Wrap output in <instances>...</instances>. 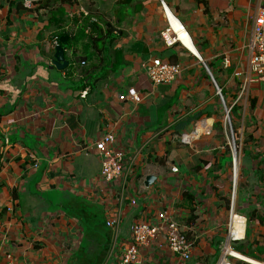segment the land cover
<instances>
[{
    "label": "crops",
    "instance_id": "crops-1",
    "mask_svg": "<svg viewBox=\"0 0 264 264\" xmlns=\"http://www.w3.org/2000/svg\"><path fill=\"white\" fill-rule=\"evenodd\" d=\"M162 1L203 63L164 45L161 0H74L61 11L59 0L34 9L0 0V264H119L132 225L161 212L193 242L192 257L172 253L161 234L141 251L144 264H217L232 202L245 220L232 248L263 260L264 91L249 64L258 0ZM93 19L108 31L101 50L73 42L68 67L56 69V35ZM156 58L181 66L176 82H150L143 65ZM215 85L241 151L234 196ZM106 134L124 153L116 182L101 177Z\"/></svg>",
    "mask_w": 264,
    "mask_h": 264
},
{
    "label": "built area",
    "instance_id": "built-area-1",
    "mask_svg": "<svg viewBox=\"0 0 264 264\" xmlns=\"http://www.w3.org/2000/svg\"><path fill=\"white\" fill-rule=\"evenodd\" d=\"M41 1L46 0H24V4L26 8L31 9L35 3ZM161 6L167 22L166 28L160 33L164 45L166 47L179 45L203 63L202 57L197 53L195 44L185 26L173 15L162 0ZM76 14L85 18L88 17V13L83 9L78 10ZM93 22H97V20L93 19ZM89 32L90 28L87 29V34ZM251 43L253 52L249 60L250 68L264 91V0H258L252 25ZM56 46H58V41H55ZM143 71L150 82L158 86L171 85L176 82L181 75L182 68L178 64H170L156 58L144 64ZM215 88L224 107L223 123L227 130L226 132H228L227 145L232 158L231 178L234 196L239 180L241 151L233 133L231 110L226 107L221 90L216 85ZM198 135L199 132L194 133V136ZM191 138L192 136L184 135L181 139L184 143H190ZM114 143L115 137L112 134H106L96 146V151L101 161V177L106 182H116L123 177L124 153L113 148ZM34 167H37V164ZM173 172H178V169L174 168ZM233 203H231L229 219L226 224L227 239L222 246L221 256L217 264H234L235 261H242L247 264H264V258L261 261L253 260L255 261L254 263L241 260L238 258V253L232 248V243L241 239V235L245 229V220L235 213ZM112 225H114V222L108 223V226L111 227ZM161 234L165 235L166 245L172 253L180 256L183 261H189L191 259L193 242L167 212H161L154 223L142 222L132 225L131 239L119 256V264H144L141 251Z\"/></svg>",
    "mask_w": 264,
    "mask_h": 264
},
{
    "label": "trees",
    "instance_id": "trees-1",
    "mask_svg": "<svg viewBox=\"0 0 264 264\" xmlns=\"http://www.w3.org/2000/svg\"><path fill=\"white\" fill-rule=\"evenodd\" d=\"M54 0H46V1H41L38 3H35L33 5V9L40 6L41 4H43L44 2H47V4H49L50 2H52ZM60 4L58 6V10L61 11L62 9V4H69V5H73L74 0H59ZM31 8V9H32ZM88 27L90 28V33L86 34V30L88 29ZM104 31L107 33V29H103L102 26H99V24H93V23H89L87 21L83 22L82 26L79 28V30L74 34L71 35V33L65 32L64 30H61L55 37V40L58 41V45H61L64 49H68L70 47L71 43H76V42H81L84 40H89L91 45H96L98 50H101V48H98V43L101 41H104L105 39V34ZM63 37H68V41L65 42L64 44H60L59 40Z\"/></svg>",
    "mask_w": 264,
    "mask_h": 264
},
{
    "label": "water",
    "instance_id": "water-1",
    "mask_svg": "<svg viewBox=\"0 0 264 264\" xmlns=\"http://www.w3.org/2000/svg\"><path fill=\"white\" fill-rule=\"evenodd\" d=\"M68 37H63L59 40L60 44H64L65 42L68 41ZM55 61L53 63V66L58 69V70H65L69 63L68 61L65 59V49L61 46V45H58L55 47ZM155 177L153 176H148L146 178V186H151L154 184L155 182Z\"/></svg>",
    "mask_w": 264,
    "mask_h": 264
}]
</instances>
